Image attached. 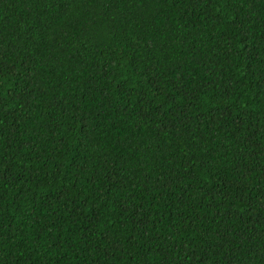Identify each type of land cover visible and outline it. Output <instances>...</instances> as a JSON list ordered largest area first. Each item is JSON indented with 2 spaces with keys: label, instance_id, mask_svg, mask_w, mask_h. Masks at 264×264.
<instances>
[{
  "label": "trees",
  "instance_id": "1",
  "mask_svg": "<svg viewBox=\"0 0 264 264\" xmlns=\"http://www.w3.org/2000/svg\"><path fill=\"white\" fill-rule=\"evenodd\" d=\"M0 264H264V0H0Z\"/></svg>",
  "mask_w": 264,
  "mask_h": 264
}]
</instances>
